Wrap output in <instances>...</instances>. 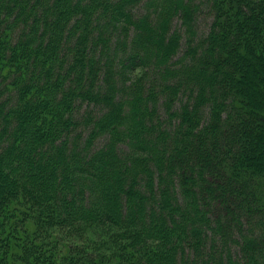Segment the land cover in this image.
<instances>
[{
    "label": "trees",
    "instance_id": "16d2710c",
    "mask_svg": "<svg viewBox=\"0 0 264 264\" xmlns=\"http://www.w3.org/2000/svg\"><path fill=\"white\" fill-rule=\"evenodd\" d=\"M106 2L93 23L97 0H0V181L9 185L0 189V264H96L93 241L88 251L73 241L60 258L70 240L59 230L101 224L130 240L111 264H194L186 255L203 251L208 259L200 264H264V0ZM140 3L143 12L132 18L127 10ZM203 3L214 20L197 48ZM176 16L189 43L182 60L192 56L191 67L172 61L180 46L179 33L170 35ZM109 38L130 67L144 68L142 78L113 81ZM184 84L194 85L195 102L185 98L178 113L173 103ZM78 103H101L105 113L79 120ZM82 125L87 136L72 139ZM23 156L38 164L17 171L10 161ZM212 211L220 214L216 237L224 226L236 229L241 261L232 248L217 252L214 235L209 246L202 238ZM17 219L25 223L20 232Z\"/></svg>",
    "mask_w": 264,
    "mask_h": 264
},
{
    "label": "rangeland",
    "instance_id": "374dc122",
    "mask_svg": "<svg viewBox=\"0 0 264 264\" xmlns=\"http://www.w3.org/2000/svg\"><path fill=\"white\" fill-rule=\"evenodd\" d=\"M111 1L113 3L114 0H111ZM111 1L107 0V2H111ZM196 1L199 2V0H196ZM88 2H90V0H85L86 4H88ZM97 2H99V4L96 7L97 9H95L94 12L92 13V21H93V23L96 20V18L94 20L93 16L97 17V20H98V16H100L101 13H102V5H103L102 3L103 2L105 3L106 1L97 0ZM127 11L130 12L129 14H130V16L132 18H136L143 12V5L140 3L138 6H136L135 9L127 10ZM111 13L113 14V12H110L109 14H111ZM51 14L52 15L50 16V21L54 23V21L58 19L57 18V16H58L57 15L58 14V8L53 9ZM213 20H214L213 14H212L211 9L208 6V4L207 3L201 4V9H200V11H199V13L197 15V18H196V21H195L196 25H195V28H194L195 32L197 31L196 32L197 38L195 40V44H191L192 47L196 46L197 48H199L202 45L203 39H205V37L207 36V34L210 31V28L212 26ZM98 22H99V20H98ZM68 27L65 26V29H68ZM170 31H171L170 35H173L175 31H177V33H179V35H180V41H179V45L180 46H179V48L177 50V54L173 57L172 61L177 62L179 60V62L181 64L185 62L186 66L191 67L192 62H190V59L192 58V56L189 55L187 57L189 61L182 60L183 57H184V54L187 53L188 50H189L188 49L189 43L187 41L186 29L182 25V20L178 16H176L173 19ZM105 33H106V35L109 34L107 31ZM153 34H155V31H154ZM52 35L55 36L54 33L50 34L49 36H52ZM109 36H111V35H108V37ZM47 38H48V36H47ZM112 38L111 39L109 38L110 45H109V51H108L109 53H107V56H106V58H107L106 62L110 63L109 66H111L110 68H112L111 71L114 72V74L116 75L115 78H113V81L118 83L120 81V79H122L123 77H126L128 79L127 82H130L131 80H136L138 78H142V76L145 74L144 73V68H142V67H134V68L130 67L129 63L126 62L127 55L125 53L122 54V51H120V53L118 51H116V54H115L114 50H113V45H114L113 44L114 43L113 39L114 38L113 39ZM200 53H201V50L199 49L198 50V55H196V57H197L196 60L197 61L199 60V58L201 56ZM59 55L61 56V54H59ZM197 61H196V63H197ZM124 62H126V63H124ZM193 64H194V62H193ZM104 68H105V66H104ZM153 70L154 69H152V67H150L148 69V75L151 76V74L153 73ZM192 86L193 87H191L190 85H186L185 86V84H184V87H185L184 88L185 89L184 93H183V90H181L178 93V96L176 97V99H175V101L173 103L174 111H178V113H181L180 111L182 109V103L186 102L185 98H187L191 102V104L195 102V97H196L195 91L192 94H190L191 90H193L192 88H194V85H192ZM2 88L3 87H1V89ZM186 95H189V96H186ZM191 96H192V98H191ZM6 98H8L7 92L2 96L1 100L4 101ZM166 100L167 99H165L164 95L159 97V103H158L159 113H162V114H160V116L163 117V118H165V112H164L163 105L166 103ZM33 102H35V101H33ZM190 102H188V103H190ZM12 108H14V107L12 106ZM203 111H204L205 116H208V113L210 111L209 107L204 108ZM89 112L93 115V117L100 118L103 115V112L105 113L104 106L101 105V103H99L98 106H95L93 104H88V103H78L77 112L76 113L74 112V113L76 114V118L81 120L86 115V113H89ZM173 121H174V119H173ZM176 121H178V120H176ZM174 123H175V121L172 122V124H171L172 127H175ZM10 126H12V124ZM33 129H34V127L30 126V127H27L25 130L27 132H30V130H31V132H32ZM170 129H171V131H173V128H170ZM87 134H88V128H85L82 125V126H79V127L74 129V132L71 134V138L73 139L76 135H81L82 139H83L85 136H87ZM104 137H107V136H104ZM101 140H103V139H101ZM101 140H99L98 143H96V147H100L101 146V143H100ZM169 142L172 143L173 140H170V139L167 140L168 144H169ZM5 143H6V141H3V140L0 141V155L5 153V152H2V151H5L4 150V144ZM102 143H104V142H102ZM168 144H165V145H168ZM171 145H170V147H171ZM162 148L164 150V149H166V146L163 145ZM167 149H168V151H171V149L169 147H167ZM158 152H162V149L158 148ZM19 154H20V151H19ZM4 157H5V155H4ZM23 159H24V161H23ZM5 160L7 162V157H6ZM36 160H37V158L35 156H32V158H30V159L29 158L26 159L23 156L22 159H21V163L16 165L17 161L14 162V160H13V161H10V165H12V167L14 166V169H16L17 171H19V170L21 171L22 170V166L21 165H23V163L27 164L28 161H33L34 164H38ZM37 169L38 168L36 167V171H37ZM168 169H170V168H168ZM170 177H171V174L168 176V178H170ZM44 180H46V177L44 178ZM157 181L158 180H157V177H156V187H157ZM6 187L9 188V185H6L5 182L0 181V189H3V194H4V190L6 189ZM179 195H180V193H179ZM171 197H175V196H173V194H172ZM173 203H175V200L173 201ZM213 206L214 207L216 206L215 209L218 210V211H221V209H222V208H220V205L217 204V202L215 203L214 201H213ZM212 212H210V215H213L212 220H209V222H206L205 226L202 227L204 229V231H205L204 232L205 234H203L204 237L202 236V238L204 239V241L207 243L208 246L213 242V235H214V239L217 236L216 235V231L217 230L215 231V228L217 227V221L215 220V218L218 215H220V214H217V215L215 214L214 215L215 212H213V213ZM5 219H7V217L6 218L4 217L3 224L6 223ZM8 219H10V218H8ZM259 220L260 219L257 216H255L253 222L257 223V221H259ZM15 224H16L15 227L17 229V232H20L22 230L23 226H25V223L23 222V219L15 220ZM248 225H249V221H248V219H246V221L244 223L245 229L248 228ZM224 228L226 229L225 230L226 233H221V235H223V236H221L217 232V234H219L220 236L216 237L218 239V241H216L217 244L215 242V245H221V248H217V252H221L225 248H230V249L232 248V250H233L232 251L233 259L236 260V261H239L241 259V257H240V253L238 252V247H237L238 245H237V242H236L239 239V236L237 235L238 233H237L236 229H234V230L228 229L226 226H224ZM77 230L78 231H71L70 228H68V227H65V229H62L61 231L59 230L60 235L61 236L63 235L62 237L64 239H69L70 240V243L65 241V243L63 244V245H65L67 247L66 249H61V248L59 249V254H60L59 257L60 258L61 257L65 258L66 256H68L67 253L70 251L69 248L72 247L73 241L76 244V246L82 248L83 251H88L90 246H87V245L90 244V241H93L92 244H94V242H95L96 243L95 244L96 248L93 251H91L90 253L94 252V254L96 255V259H100L101 258V260H98V261L96 260V264L97 263L111 264L110 262H112V261H110V259L113 260V257L115 258V256H116L115 254L117 253L115 251V249L119 247L120 243L121 242L122 243H124V242L125 243H129L130 242V240L124 239L125 235H124L123 229L116 228V227L111 226L109 224H101V225H94V226L90 225V227H87V228L80 227V229L78 228ZM74 234H75V236H74ZM119 235H123V236L120 237ZM121 238H122V240H121ZM225 242H226V245H225ZM100 245H102V246L100 247ZM113 251H115V252H113ZM205 252L206 251H203L202 254L197 256V257H195L194 252H191L190 255L189 254L186 255L185 258H186V260H189V262L193 261L194 264H200L202 259H205V258L208 259V257H205ZM98 255L101 256V257L99 258ZM94 262H95V260H94ZM117 263H119V260L117 261ZM132 263L136 264L135 261L134 262L132 261Z\"/></svg>",
    "mask_w": 264,
    "mask_h": 264
}]
</instances>
